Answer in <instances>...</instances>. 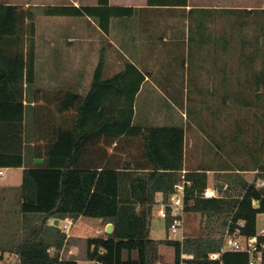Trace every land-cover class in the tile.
<instances>
[{"label":"trees","instance_id":"1","mask_svg":"<svg viewBox=\"0 0 264 264\" xmlns=\"http://www.w3.org/2000/svg\"><path fill=\"white\" fill-rule=\"evenodd\" d=\"M149 4L185 5L186 0H149ZM42 11L49 16L94 18L107 33L113 17L128 16L133 9L99 0L96 5H48ZM253 11L257 9H242L239 13ZM33 17L21 5L0 3V167H24L21 212L25 222L30 218L37 222L4 250L15 255L14 264H78L76 259L61 254L66 234L49 226L48 221L65 217L76 220L81 216L113 225L106 236L86 239L87 258L97 264H153L161 260V245L174 249L170 261L162 260L165 264H177L182 251L192 255L189 262L193 264H249L248 254L242 252H224L218 260L207 258L209 252L220 251L230 221L233 225L243 220L242 233L254 236L258 232L257 217L264 213V186L257 187L239 173L229 174L233 169L227 164L200 165L184 172V178L191 182L185 188V210L205 218L202 234L183 240L151 238L150 220L157 193L167 199L182 180L185 127L153 126L143 130L133 124L136 95L145 75L131 62L104 78L101 52L88 93L80 98L68 90L62 101L65 108L77 110L66 155L49 157L42 163L35 162L34 157L29 159L27 115L29 108H36L31 103L40 100L38 92L33 99L28 97L36 59L34 54L28 57L24 50L26 21ZM92 122L99 124L98 133L109 129L110 136L119 141H136L140 159L122 164L118 160L114 164L79 161L90 136L86 125ZM211 170L226 173L224 184L216 188L219 196L202 197ZM217 232L220 236L216 237L213 234ZM51 248L55 249L53 253Z\"/></svg>","mask_w":264,"mask_h":264},{"label":"crops","instance_id":"2","mask_svg":"<svg viewBox=\"0 0 264 264\" xmlns=\"http://www.w3.org/2000/svg\"><path fill=\"white\" fill-rule=\"evenodd\" d=\"M22 1L26 4L33 3L30 0ZM98 1L42 0L45 6L96 5ZM0 3L18 4L17 0H0ZM109 4L132 8L133 11L128 16L113 17L107 33L94 18L45 15L46 19L66 21L63 26L46 31L51 45L55 44L56 39L60 44L73 45L70 49L76 51L77 63L82 67H91L92 74L76 75L70 80L67 76L56 79L48 75L45 76V81L42 80L49 84L40 86L37 84L39 78L35 66L34 82L28 91V97L33 99V95L38 92L40 100L31 103V107L36 108H29L27 115L30 121L27 133L30 160L34 157L35 162L42 163L49 157L66 155L68 136L77 110L65 108L62 101L68 90L75 92L80 98L88 93L101 52H104V78L114 75L127 62L134 64L145 75L136 95L133 124L143 130L153 126H184L186 145L187 116L181 107L186 103L189 90L195 89L189 88V83H203L206 79L216 83L221 81L219 75H206L204 68L226 65L228 11L233 10L239 14L242 9H264V0H186L185 5L173 6L150 5L149 0H109ZM51 51L55 49L51 48ZM56 57L53 54L50 60L54 64ZM110 68L116 69L110 71ZM43 95L46 98L41 97ZM56 97L58 100H54ZM86 130H89L90 136L79 161L114 164L117 160L125 163L140 159L135 151L138 147L136 141H131L130 138L119 141L110 136L109 129L106 133H98V123L87 124ZM117 153L123 155V158L116 157ZM1 170L4 172L0 173V257L8 264H14L9 259H15V255L4 250L21 239L24 232L37 222L31 218L25 222L21 212L24 167H0ZM187 170L185 156L182 173ZM162 198V193L158 192L156 201ZM88 219L91 218L81 216L75 220L70 237L60 251L63 256L70 243L86 238L85 234L91 223ZM57 220V224L56 219L49 220L48 225L56 226L62 231L64 218ZM108 225L103 222L104 227ZM100 229L103 228L97 230V236L103 234L99 232ZM52 249L54 252L55 249ZM69 253H72V249H69Z\"/></svg>","mask_w":264,"mask_h":264},{"label":"rangeland","instance_id":"3","mask_svg":"<svg viewBox=\"0 0 264 264\" xmlns=\"http://www.w3.org/2000/svg\"><path fill=\"white\" fill-rule=\"evenodd\" d=\"M30 1L33 3L26 4L22 0H17V3L34 16L26 21L24 50L28 57L35 55L39 78L37 84H49L44 82L48 75L56 79L67 76L70 80L76 75L92 74L91 67H82L77 63L76 51L70 49L73 45L60 44L58 39L51 45L49 41L46 31L63 26L66 21L46 19L42 0ZM226 23V65L204 68L206 75H219L221 81L209 82L205 78L203 83H189V88L195 89L189 90L186 103L181 107L187 116L186 167L192 169L200 165L227 164L233 169L229 174L239 173L253 182L264 174V9L249 14L228 11ZM51 48L55 51H51ZM51 54L57 56L55 64L50 61ZM115 69L110 68V71ZM118 156L123 158L119 153ZM225 174L210 171L208 185L216 189L224 184ZM88 220L91 223L86 238L70 243L64 255L65 258L76 259L78 264H97L87 258L86 239L97 236V230L104 228L103 221L95 218ZM204 221L202 214L187 212L184 236L202 234ZM258 227H264V214L259 215ZM213 235L217 237L220 233ZM100 236H106V233ZM150 236L157 240L168 237L166 222L156 212L151 215ZM69 249H72V253H69ZM160 252V259L167 262L172 259L174 249L161 245ZM9 260L15 263V259ZM0 264L8 262L0 257Z\"/></svg>","mask_w":264,"mask_h":264},{"label":"built area","instance_id":"4","mask_svg":"<svg viewBox=\"0 0 264 264\" xmlns=\"http://www.w3.org/2000/svg\"><path fill=\"white\" fill-rule=\"evenodd\" d=\"M3 170L0 171L3 174ZM257 187L264 186V179L260 178L253 181ZM191 182L184 178L175 185V190L167 199L156 201L153 212L163 219L167 225L168 239L183 240L185 238L186 210H185V188ZM202 197L219 196L217 190L207 187L201 194ZM75 224L73 217H65L62 224V231L66 234V238L70 237L72 228ZM245 222L243 220L236 221L233 225L231 221L224 230L222 237V246L220 251L209 252L207 258L209 260L220 259L224 252H242L249 256V264H264V227L258 230L254 236H247L242 233ZM100 233H107V226L99 230ZM53 249L51 248L50 251ZM192 255L182 251L180 260L177 264H193L189 262ZM102 264V263H98ZM153 264H165L162 260H156Z\"/></svg>","mask_w":264,"mask_h":264},{"label":"water","instance_id":"5","mask_svg":"<svg viewBox=\"0 0 264 264\" xmlns=\"http://www.w3.org/2000/svg\"><path fill=\"white\" fill-rule=\"evenodd\" d=\"M55 223L57 224L58 223V220L56 219ZM113 229V225L112 224H109L107 226V232H111V230Z\"/></svg>","mask_w":264,"mask_h":264}]
</instances>
